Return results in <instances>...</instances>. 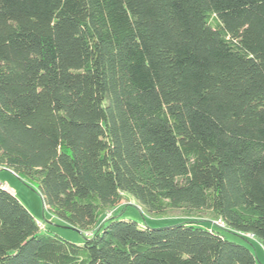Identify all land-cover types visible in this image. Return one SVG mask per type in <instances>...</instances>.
Returning a JSON list of instances; mask_svg holds the SVG:
<instances>
[{
	"label": "trees",
	"instance_id": "16d2710c",
	"mask_svg": "<svg viewBox=\"0 0 264 264\" xmlns=\"http://www.w3.org/2000/svg\"><path fill=\"white\" fill-rule=\"evenodd\" d=\"M0 166L85 237L0 186V264H258L264 0H0Z\"/></svg>",
	"mask_w": 264,
	"mask_h": 264
},
{
	"label": "rangeland",
	"instance_id": "374dc122",
	"mask_svg": "<svg viewBox=\"0 0 264 264\" xmlns=\"http://www.w3.org/2000/svg\"><path fill=\"white\" fill-rule=\"evenodd\" d=\"M0 180L2 181L4 187L11 192H13L20 202L35 216L38 223H43V231H47L48 227L61 235L63 238L78 244H82L85 240V237L80 232L73 230L69 227L63 226L55 222L52 223V217L45 210L43 200L41 196L37 193L36 189L31 187L26 181L18 178L11 172H6L5 170L0 171ZM124 209L125 218H131L139 222H143V216L141 214L140 208L135 200L131 199L129 196L123 201L122 207L118 208L115 213H118L121 209ZM181 216L178 214L168 215L164 218L153 219L154 225L163 226L169 222H174L181 220ZM88 235V233H85ZM251 239V237H248ZM235 241L239 243H244L239 238L233 237ZM253 245L248 247L256 254L258 258V264H264V247L259 244L257 241L253 240Z\"/></svg>",
	"mask_w": 264,
	"mask_h": 264
},
{
	"label": "built area",
	"instance_id": "2783aa9c",
	"mask_svg": "<svg viewBox=\"0 0 264 264\" xmlns=\"http://www.w3.org/2000/svg\"><path fill=\"white\" fill-rule=\"evenodd\" d=\"M0 169H2L1 166H0ZM0 186L4 187L3 183H1V181H0ZM214 223L217 226L224 227V224L220 220L219 221H215ZM38 224H39V227H40L41 230L44 229V226H43L44 224L43 223H38Z\"/></svg>",
	"mask_w": 264,
	"mask_h": 264
},
{
	"label": "crops",
	"instance_id": "0c3cea01",
	"mask_svg": "<svg viewBox=\"0 0 264 264\" xmlns=\"http://www.w3.org/2000/svg\"><path fill=\"white\" fill-rule=\"evenodd\" d=\"M1 170H5V169H0V171H1ZM5 171H6V172H9V171H7V170H5ZM0 181H1V180H0ZM1 183H2V181H1Z\"/></svg>",
	"mask_w": 264,
	"mask_h": 264
}]
</instances>
